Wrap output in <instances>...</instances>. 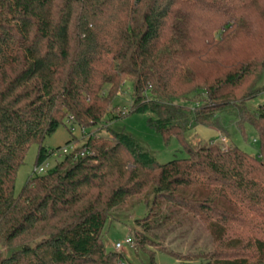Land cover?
I'll list each match as a JSON object with an SVG mask.
<instances>
[{"label": "trees", "instance_id": "obj_1", "mask_svg": "<svg viewBox=\"0 0 264 264\" xmlns=\"http://www.w3.org/2000/svg\"><path fill=\"white\" fill-rule=\"evenodd\" d=\"M263 76L264 0H0V264H124L106 225L141 199L145 230L180 212L206 227L215 252L203 264H264V104L248 107ZM126 82L131 112L152 114L150 128L187 157L159 164L110 129L113 140L90 137L84 156L66 155L16 195L30 148L44 164L66 118L99 125ZM224 114L258 131L257 157L188 145L195 126L222 131Z\"/></svg>", "mask_w": 264, "mask_h": 264}, {"label": "rangeland", "instance_id": "obj_2", "mask_svg": "<svg viewBox=\"0 0 264 264\" xmlns=\"http://www.w3.org/2000/svg\"><path fill=\"white\" fill-rule=\"evenodd\" d=\"M217 39L221 36L216 35ZM239 44H235L239 48ZM264 89V76L258 84ZM133 86L126 82L119 90L116 98L108 105V116L97 126H81L72 124L66 118L65 126L48 137L44 146L53 151L44 162L46 171L54 168L66 155L76 156L85 152L84 146L90 137L106 141L113 140L110 129L122 131L134 137L146 151L150 152L159 164H166L175 159L187 157V153L176 138L166 143L163 137L150 128L148 121L154 116L150 113H132ZM202 97H205L202 95ZM200 99V98H198ZM264 104V93L248 103L251 110ZM71 119V118H70ZM238 119L224 114L220 116L222 131L204 126H195L185 134V140L193 149L206 144H219L223 149L236 147L254 157L260 154L258 131L249 124L238 126ZM222 140H225L224 142ZM38 146L33 145L27 153L24 164L20 167L15 184V194L19 195L29 178L33 175ZM128 166V169H131ZM139 200L111 211L106 225L105 243L108 251L124 256V264H203L211 253L215 252L213 238L206 227L197 219L180 212L169 225L152 230H145L141 225L149 214V208ZM149 200H153L152 196ZM161 201V200H160ZM166 204L160 206L161 214L174 213L175 209H167ZM157 209L155 208V212ZM132 244H125L122 250H116V244H124L127 239ZM144 238V239H143ZM145 244H140V240ZM7 250L1 251V257Z\"/></svg>", "mask_w": 264, "mask_h": 264}, {"label": "built area", "instance_id": "obj_3", "mask_svg": "<svg viewBox=\"0 0 264 264\" xmlns=\"http://www.w3.org/2000/svg\"><path fill=\"white\" fill-rule=\"evenodd\" d=\"M222 141L224 142L225 140H222ZM81 156H84V153H82ZM46 169H47V166H44L42 164L39 167H35L33 174L34 175H42V174L47 172ZM125 244H132V240L129 238V239L125 240L124 244L117 243L116 244V250H118V251L122 250V248L124 247Z\"/></svg>", "mask_w": 264, "mask_h": 264}]
</instances>
